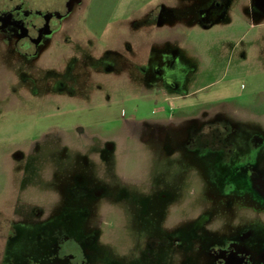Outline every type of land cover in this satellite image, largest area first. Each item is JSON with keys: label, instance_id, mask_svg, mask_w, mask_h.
<instances>
[{"label": "rangeland", "instance_id": "obj_1", "mask_svg": "<svg viewBox=\"0 0 264 264\" xmlns=\"http://www.w3.org/2000/svg\"><path fill=\"white\" fill-rule=\"evenodd\" d=\"M32 1L41 9L64 2ZM63 27L72 34L32 59L0 34V202L16 195L21 215L37 203L76 218L90 205L68 193L77 174L88 186L110 178L111 193L120 173L141 187L154 177L183 189L187 171L199 175L197 164L153 150L155 141L129 140L123 118L233 109L264 131V14L250 0H82ZM105 142L114 151L99 158ZM19 147L29 150L25 172L9 159Z\"/></svg>", "mask_w": 264, "mask_h": 264}, {"label": "flooded vegetation", "instance_id": "obj_2", "mask_svg": "<svg viewBox=\"0 0 264 264\" xmlns=\"http://www.w3.org/2000/svg\"><path fill=\"white\" fill-rule=\"evenodd\" d=\"M250 1L264 14V0ZM81 2L41 9L32 0H0V34L24 58H37L53 40L72 34L63 23ZM241 118L233 109L161 121L123 118L129 140L155 141L153 150L197 164L199 175L187 171L183 189L154 177L141 187L135 175L125 180L120 173L111 193L110 178L88 186L77 174L68 193L90 205L76 218L60 206L49 214L37 203H27L21 215L13 194L0 202V264H188L191 255L205 264H264V131ZM113 151L105 142L98 157ZM9 159L13 170L23 164L25 172L29 150L14 148Z\"/></svg>", "mask_w": 264, "mask_h": 264}, {"label": "water", "instance_id": "obj_3", "mask_svg": "<svg viewBox=\"0 0 264 264\" xmlns=\"http://www.w3.org/2000/svg\"><path fill=\"white\" fill-rule=\"evenodd\" d=\"M262 5L264 6V1L262 2ZM263 8V7H262ZM263 10H264V8H263Z\"/></svg>", "mask_w": 264, "mask_h": 264}]
</instances>
